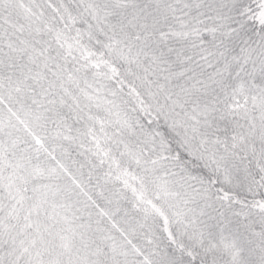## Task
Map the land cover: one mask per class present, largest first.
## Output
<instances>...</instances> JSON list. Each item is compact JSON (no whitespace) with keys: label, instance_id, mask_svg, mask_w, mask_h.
<instances>
[{"label":"snow or ice","instance_id":"1","mask_svg":"<svg viewBox=\"0 0 264 264\" xmlns=\"http://www.w3.org/2000/svg\"><path fill=\"white\" fill-rule=\"evenodd\" d=\"M0 264H264V0H0Z\"/></svg>","mask_w":264,"mask_h":264}]
</instances>
